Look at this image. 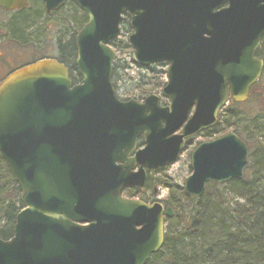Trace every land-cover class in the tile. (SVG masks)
<instances>
[{
  "label": "water",
  "instance_id": "water-1",
  "mask_svg": "<svg viewBox=\"0 0 264 264\" xmlns=\"http://www.w3.org/2000/svg\"><path fill=\"white\" fill-rule=\"evenodd\" d=\"M46 11L63 0H43ZM87 16L75 38L73 83L67 67L41 60L0 82V158L20 190L12 237L0 264H145L163 245L159 202L126 199L146 171L173 165L184 142L213 128L231 100L247 101L263 62L264 0H70ZM25 0H0L23 10ZM140 68L166 63L160 97L117 99L111 83L124 16ZM142 149L136 152L138 140ZM246 145L228 133L198 145L183 191L241 180Z\"/></svg>",
  "mask_w": 264,
  "mask_h": 264
},
{
  "label": "trees",
  "instance_id": "trees-1",
  "mask_svg": "<svg viewBox=\"0 0 264 264\" xmlns=\"http://www.w3.org/2000/svg\"><path fill=\"white\" fill-rule=\"evenodd\" d=\"M18 17L16 27L5 25L4 28L15 40L23 38L21 35L24 33H31L36 23L29 18L28 13H20ZM68 18L70 20L67 21L71 23L73 20ZM80 20L84 21L83 15ZM261 41H264V37ZM125 43L119 44L114 40L109 46L113 50L131 49ZM67 45L69 52L72 43L67 42ZM256 57L264 62L262 48L257 50ZM125 69V66L113 64V87L118 80V73ZM143 70L156 75L152 82L145 83V78H141L136 84L144 95H150L161 85L155 79L158 75H165V72L156 71L154 67ZM76 79H72L73 83ZM261 79H264V67ZM258 86L259 82L251 88L248 101L257 102L255 94ZM261 101L264 106V96ZM247 103L238 105L230 100L220 112L216 126L205 132L206 137L217 138L232 132L242 140L246 130L240 128V119L236 114ZM260 111L250 122L253 123L250 126L256 136L250 132L248 140L243 139L249 156L243 179L223 185L208 184L200 198L190 197L181 187L158 184L167 190L162 204L172 211L173 217L164 221L167 226L162 248L145 264H264V150L257 140L264 134V111ZM257 118L262 119V124H255ZM124 195L129 199L143 200V193L135 188H125ZM227 195L232 196V199H227ZM21 207L20 190L0 158V240L7 241L12 237L15 217Z\"/></svg>",
  "mask_w": 264,
  "mask_h": 264
},
{
  "label": "rangeland",
  "instance_id": "rangeland-1",
  "mask_svg": "<svg viewBox=\"0 0 264 264\" xmlns=\"http://www.w3.org/2000/svg\"><path fill=\"white\" fill-rule=\"evenodd\" d=\"M65 11V16H72L70 15L71 12L73 11V8H67L64 9ZM35 12V14H34ZM41 9L36 6L29 7L28 11L24 13L29 14V18H31L35 22H39L40 19H35L34 17L40 16ZM17 14H5L0 11V79L2 75H4V70L5 68V63H9L12 67L15 65L20 66L25 63V60L29 57L28 55L24 56L22 54H26V51H24L25 46L27 45H20L23 47L22 49L18 48L15 43L11 42L8 40V35L5 32V23L9 21L10 18L12 17H17ZM28 16V15H27ZM38 25H42L43 27H50L51 33H56L58 30V25L56 23H49L48 22H39ZM62 29L67 30L65 28H68V30H71V27L68 25L67 22L61 23ZM128 25V22H124V24L121 26V34L119 38L115 40V42H119V44H124L125 42L127 43V38L131 34L130 28ZM60 26V27H61ZM37 25H35V28ZM4 29V31L2 30ZM44 28H42L40 31L38 30V34L36 35L37 38L32 42L28 40V37L25 39L27 43H37L36 41L38 40L40 43V46L44 49V53H47V55L51 56H56L55 53L51 50V48H54L55 42H54V36L53 34H47L43 31ZM32 32H35V30H32ZM44 32V34H43ZM2 33V34H1ZM5 35V36H4ZM37 43V44H38ZM125 43V44H126ZM29 45V44H28ZM262 50H264V41H261L260 47ZM22 50V51H21ZM31 51V49H28ZM116 51V60L114 61V64H118V66H125V70L120 71L118 73V80L116 81V84L114 85L113 89L116 94V97L118 100L122 102H127V101H136V102H141L146 95L148 94H143L144 92L138 90V86H136L137 82L140 81L141 78H145V83L152 82L154 79L153 77H156L155 74H152L151 72H146L143 70V68L138 67L132 60V50H115ZM45 55V54H44ZM27 62V61H26ZM156 71H164L166 72L167 66H161V67H154ZM75 73L72 72V78L75 77ZM159 78V79H158ZM158 78H156V82L160 85V87L151 92L150 95H156L159 96L161 99V104L163 106L167 105V101L160 96V91L164 87L166 78L165 75H158ZM259 88L257 89L256 92V98L257 102L255 100H250V95L247 100V105L241 106L240 107V112L236 114L240 120V128L246 130V133L242 135V138L245 139L246 141L249 138V133L255 137V133L253 132L254 129L250 126L253 123H250L251 120L255 119L259 113V111H264V106L261 101L262 97L264 96V79H260L259 81ZM225 108V107H224ZM260 111V112H261ZM262 119L257 118L255 120V124H262ZM240 129V130H241ZM238 132V130H237ZM235 134V133H233ZM239 134V132H238ZM238 138H240L237 134H235ZM251 135V136H252ZM252 136V137H253ZM218 138V137H217ZM215 139L214 137L209 138L206 137L205 133H202L200 135H196L191 137L188 141L184 143V146L182 148V151L179 155L178 160L171 166L162 168L156 172H152L148 174V180L149 184L147 188L143 191V198L144 201H146V204H151L155 202H159L162 204V201L166 198L167 196V190L164 189L163 187L158 186V184H165L168 186H178L183 189V182L184 180L190 176L191 174V168H190V155L192 151L202 143H207ZM241 140L244 143V140ZM258 142L260 144V148L264 150V134L263 137H259ZM253 148L255 145H252ZM251 146V147H252ZM256 149V148H255ZM263 156H264V152ZM259 158V156H256ZM248 154H247V164H248ZM264 161V160H263ZM263 177H264V172H263ZM264 182V179H262ZM227 184V183H226ZM225 193H227L225 191ZM228 194V193H227ZM227 199H232V196L227 195ZM123 197H125L124 192H123ZM127 198V197H125ZM163 205V204H162ZM164 207V206H163ZM167 226V224H165Z\"/></svg>",
  "mask_w": 264,
  "mask_h": 264
},
{
  "label": "flooded vegetation",
  "instance_id": "flooded-vegetation-1",
  "mask_svg": "<svg viewBox=\"0 0 264 264\" xmlns=\"http://www.w3.org/2000/svg\"><path fill=\"white\" fill-rule=\"evenodd\" d=\"M26 1V7L23 10H14V11H2L1 12L5 13V14H17L19 15L20 13H24L26 11H28L29 7L32 6H36L39 7L41 9V14L38 17H34L36 20L40 19L39 22H48L49 23H56L58 25V30L56 31V33H51L50 31V27L46 28L43 27L42 25H38L39 22H36L35 25H37L36 28H34L33 30H35V32H31V33H24L21 36H23V38L15 40V38L13 39L12 36L8 35V40L15 43V45H17L18 48L22 49L23 47H21L20 45H27L24 48V51H26V54H22L24 56L28 55L29 57L25 60V63L23 65L17 66L15 65L14 67H12L11 65H9V63L4 62L5 63V70H4V75H2L0 82L10 73H12L13 71H16L22 67L31 65L35 62L41 61V60H55L61 64H63L65 67H67L69 69L70 72V77L71 79L77 78L75 84H79L80 83V77L77 75L76 70L74 65H75V59H76V46H75V38L77 36V34L81 31L82 27L87 23V16L86 14L80 10L73 2H71L70 0H63V5L61 7H59L57 10H52L50 12L46 11V7H45V3L43 0H25ZM67 8H73V11L71 12L70 15L72 16H65V11L64 9ZM35 14V12H34ZM83 15V19L84 21L82 22L80 19L82 18ZM68 17H71V20H73L71 23H69L70 20ZM18 18L20 17H12L9 19V21H7V23H5V25L10 26L12 25V23H14ZM68 18V19H67ZM75 20L77 21L76 23ZM67 22L68 25L71 27V30L69 31L68 28H65L67 30L62 29V26L60 25L61 23ZM124 22H128V17L125 15L124 16ZM123 22V23H124ZM61 26V27H60ZM42 28L43 31L47 34H53L54 36V48H51V50L53 51V53L56 54V56H51V55H47V53H44V49L40 46V43H38L39 41L37 40L36 42L38 43H27L28 40L30 41H34L35 38H37V32L38 30L40 31ZM47 31V32H46ZM43 32V34H44ZM2 34V33H1ZM5 36V35H4ZM28 37V40L25 41V39ZM67 42H71L72 43V47L70 49V51L68 52V50L66 49V47L70 44L67 45ZM29 44V45H28ZM28 49H31L28 50ZM22 51V50H21ZM27 61V62H26ZM161 67V66H168L166 63H160V64H155L149 67ZM148 67V68H149ZM74 68V69H73ZM144 69V68H143ZM72 71L75 73V77L72 78ZM161 104V102H160ZM161 106H163L161 104ZM206 131L202 132L205 133ZM200 133V134H202ZM197 134V135H200ZM217 139V138H215ZM213 139V140H215ZM212 140V141H213ZM211 142V141H210ZM142 149V139L140 138L138 140V144H137V148L135 149L134 152L141 150ZM165 168V167H161L159 169H157L156 171ZM156 171H146V185L143 189H138L135 187H131V188H135L139 191H141L143 193V191L147 188V184L149 182L148 180V174L152 173V172H156ZM128 188V187H127ZM129 199V198H126ZM131 200H138V201H142L144 203H146V201L140 200L138 198H133Z\"/></svg>",
  "mask_w": 264,
  "mask_h": 264
},
{
  "label": "bare ground",
  "instance_id": "bare-ground-1",
  "mask_svg": "<svg viewBox=\"0 0 264 264\" xmlns=\"http://www.w3.org/2000/svg\"><path fill=\"white\" fill-rule=\"evenodd\" d=\"M18 19H19V18H18ZM18 19H17L16 21H18ZM27 20H28V19H27ZM16 21H15V22H16ZM15 22H14V23H12V25H11V26H12V28H14V27H16V26H17V24H18V23H15Z\"/></svg>",
  "mask_w": 264,
  "mask_h": 264
}]
</instances>
